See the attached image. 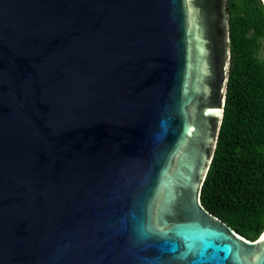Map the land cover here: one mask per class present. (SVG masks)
I'll use <instances>...</instances> for the list:
<instances>
[{
    "label": "water",
    "instance_id": "95a60500",
    "mask_svg": "<svg viewBox=\"0 0 264 264\" xmlns=\"http://www.w3.org/2000/svg\"><path fill=\"white\" fill-rule=\"evenodd\" d=\"M231 54L228 0H0V264H264L201 199Z\"/></svg>",
    "mask_w": 264,
    "mask_h": 264
},
{
    "label": "trees",
    "instance_id": "16d2710c",
    "mask_svg": "<svg viewBox=\"0 0 264 264\" xmlns=\"http://www.w3.org/2000/svg\"><path fill=\"white\" fill-rule=\"evenodd\" d=\"M231 67L224 118L201 199L248 239L264 231V3L228 0Z\"/></svg>",
    "mask_w": 264,
    "mask_h": 264
},
{
    "label": "rangeland",
    "instance_id": "374dc122",
    "mask_svg": "<svg viewBox=\"0 0 264 264\" xmlns=\"http://www.w3.org/2000/svg\"><path fill=\"white\" fill-rule=\"evenodd\" d=\"M263 55H264V49H263Z\"/></svg>",
    "mask_w": 264,
    "mask_h": 264
}]
</instances>
